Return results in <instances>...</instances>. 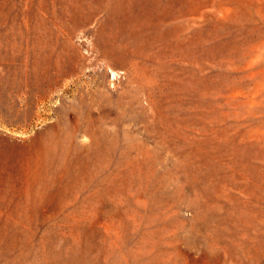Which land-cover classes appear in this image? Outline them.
I'll use <instances>...</instances> for the list:
<instances>
[{
	"label": "rangeland",
	"instance_id": "rangeland-1",
	"mask_svg": "<svg viewBox=\"0 0 264 264\" xmlns=\"http://www.w3.org/2000/svg\"><path fill=\"white\" fill-rule=\"evenodd\" d=\"M0 264H264V0H0Z\"/></svg>",
	"mask_w": 264,
	"mask_h": 264
}]
</instances>
